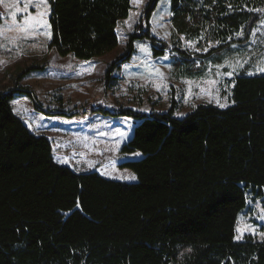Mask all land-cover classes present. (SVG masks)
Returning <instances> with one entry per match:
<instances>
[{
  "label": "trees",
  "instance_id": "obj_1",
  "mask_svg": "<svg viewBox=\"0 0 264 264\" xmlns=\"http://www.w3.org/2000/svg\"><path fill=\"white\" fill-rule=\"evenodd\" d=\"M47 1L48 47L59 57L85 62L118 47L117 28L128 18L131 0ZM159 1L148 0L123 53L107 65L105 89L114 82L113 72L130 60L136 41H148L153 57L169 50L150 34ZM215 1L223 38L239 31L248 15L237 12L220 21L228 4L264 5V0ZM193 6L191 0H170L175 34L199 32L192 25ZM248 23L246 32L251 18ZM44 67L27 66L12 86L0 89V264H264V241L235 240L247 191L264 203V74L235 77L232 105H198L176 118L173 101L168 112L150 115L104 108L65 112L60 102L43 110L21 82ZM15 96L46 117L96 113L136 121L119 153L141 158L118 167L131 171L135 182L55 163L48 139L33 135L13 113Z\"/></svg>",
  "mask_w": 264,
  "mask_h": 264
},
{
  "label": "rangeland",
  "instance_id": "obj_2",
  "mask_svg": "<svg viewBox=\"0 0 264 264\" xmlns=\"http://www.w3.org/2000/svg\"><path fill=\"white\" fill-rule=\"evenodd\" d=\"M147 2L131 0L129 16L117 28L118 47L114 51L83 62L70 56L61 58L48 47L47 0H0V89L12 86V79L25 67L45 64L42 71L29 73L21 82L33 91L43 110H54L60 102L65 112L104 108L150 115L168 112L173 101L174 116L182 118L198 105L221 109L232 105L235 77L264 74L260 71L264 68V5L228 4L220 21L237 12L248 15L247 20H240L239 31L223 38L225 28L217 25L213 13L219 6L215 0L210 4L191 0L197 14L192 25L199 30L193 36L175 34L170 0H160L149 21L150 34L166 43L169 50L161 57H153L148 41H136L130 60L113 72L114 82L105 89L107 65L123 53L127 36L133 32ZM29 16L41 23L33 22L27 32L18 31ZM250 18L252 24L246 32ZM11 107L33 135L48 139L55 163L76 173L97 172L121 182L136 180L130 178L135 177L131 171L118 168L124 162L141 158L139 153H119L131 138L136 121L96 113L71 119L46 117L19 96L14 97ZM246 198V208L236 222L235 240L241 242L251 236L264 241V203L249 191Z\"/></svg>",
  "mask_w": 264,
  "mask_h": 264
},
{
  "label": "snow or ice",
  "instance_id": "obj_3",
  "mask_svg": "<svg viewBox=\"0 0 264 264\" xmlns=\"http://www.w3.org/2000/svg\"><path fill=\"white\" fill-rule=\"evenodd\" d=\"M171 14V13H169ZM33 22H35L36 24L41 23V21L37 18H34L32 16H29L23 23V25L18 29V31L21 32H27L30 30V28L33 26ZM146 50V49H144ZM260 71H264V68H261ZM228 75H231V73H229ZM221 107H223L224 105H220ZM128 178V177H126ZM131 179H135V177H130ZM262 219H264V217H261ZM239 231V230H238ZM240 237H237V239H239Z\"/></svg>",
  "mask_w": 264,
  "mask_h": 264
},
{
  "label": "crops",
  "instance_id": "obj_4",
  "mask_svg": "<svg viewBox=\"0 0 264 264\" xmlns=\"http://www.w3.org/2000/svg\"><path fill=\"white\" fill-rule=\"evenodd\" d=\"M112 78H113V76H112ZM97 173V172H96ZM132 182H135V181H132ZM132 182H129V183H132Z\"/></svg>",
  "mask_w": 264,
  "mask_h": 264
}]
</instances>
